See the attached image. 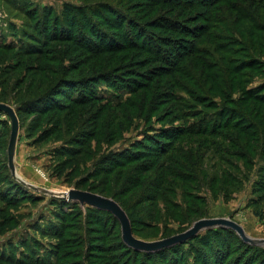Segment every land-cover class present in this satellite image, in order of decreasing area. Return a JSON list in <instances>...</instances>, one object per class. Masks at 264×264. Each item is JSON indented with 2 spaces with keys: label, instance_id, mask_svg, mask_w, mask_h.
<instances>
[{
  "label": "trees",
  "instance_id": "obj_1",
  "mask_svg": "<svg viewBox=\"0 0 264 264\" xmlns=\"http://www.w3.org/2000/svg\"><path fill=\"white\" fill-rule=\"evenodd\" d=\"M22 3L19 10L30 6L28 0ZM25 13L36 20L33 29L39 36L21 30L17 45L0 44L2 56L17 52L2 77L0 102L18 106L22 129L32 119L27 134L33 145L63 142L52 154L53 174L79 190L114 198L134 233V218L141 212H135L136 197L129 195L145 193L147 183L154 184L152 196L137 205L149 202L157 212L163 193L176 195L178 189L189 208L191 201L201 199L192 193L205 187L215 196L231 197L264 162V86L250 87L253 73L264 68L258 67L264 58V0H98L68 5L61 13L37 6ZM64 44L78 47L73 53L80 62L62 60ZM98 84L111 90V99L98 94ZM60 97L63 103L57 102ZM2 117L0 113V140L8 144L9 122ZM153 119L182 126L146 136L144 149L134 144L135 149L111 160L113 165L84 176L82 163L91 156L93 141L98 146L101 140L116 143L135 121L150 125ZM127 167L138 171L136 178L121 171ZM259 169L264 173V166ZM116 171L118 187L99 180ZM6 179H11L9 168L1 166L0 182ZM11 183L20 189L13 194L15 204L35 199L20 196L21 190L32 191ZM121 186L128 192L124 197ZM14 203L0 209L1 236L19 226L11 214ZM70 205L72 212H59L48 229L38 228L54 241L47 255L38 254L40 244L30 237L0 248V264H248L251 259L264 264L263 248L225 228L156 253L140 252L124 242L113 214L88 207L90 230L80 204ZM105 219L113 223L111 228ZM224 236H233L243 247L239 256H233L232 237Z\"/></svg>",
  "mask_w": 264,
  "mask_h": 264
},
{
  "label": "rangeland",
  "instance_id": "obj_2",
  "mask_svg": "<svg viewBox=\"0 0 264 264\" xmlns=\"http://www.w3.org/2000/svg\"><path fill=\"white\" fill-rule=\"evenodd\" d=\"M13 1H0V44L4 43L17 45L19 43V37H17V33L19 32L20 35L21 30L34 34L35 36H39L33 29V26L36 25V20H32V17H28V13H25L27 9L33 11V6H37L39 8H51L56 12L61 13L64 7L68 5L79 6L83 2L85 3V5H90L98 0H28L30 6L27 5L26 10H19L20 8H22V0H16L14 2ZM66 14L70 16L71 13ZM193 27L195 28V26H192V28ZM77 50L78 47L70 49L69 44L62 45V50L60 53V55L62 56V60L67 61V63H75L77 62V60L80 62L81 58L78 59V55L73 53ZM16 53L10 51L4 56L0 55V97L4 93L3 89L1 88V83L3 80L2 77L4 76L6 68L11 66V64L16 61ZM262 61V64L258 65V67L260 68L264 66V58ZM10 74L11 73L9 70V75ZM9 75L7 74L5 77H8ZM16 79L17 77L15 76L13 80ZM252 79L253 80L250 85L252 89L262 88V86H264V68L260 69L259 73L254 72ZM94 89L97 90L98 94H101V96H104L107 99H111L114 95L110 92L111 90L108 89L109 91H107V89L101 86V84H98ZM12 95L13 93L11 94V96ZM126 97L127 95H123L122 99ZM122 99H120L119 101H121ZM58 101L59 103H63L64 98L60 97L57 99V102ZM0 104L11 106L12 108H14L17 114L18 106L14 104V102H0ZM40 106L42 107L43 105ZM1 119L3 121L9 122L8 128L10 130L8 138L6 139L8 140V144H5L3 140H0V167L7 166L9 168L8 147L11 135V120L10 117L5 113H3V117ZM31 120L32 119L30 118L27 123V127H24L23 129L21 128L20 124L19 138L17 141L15 155V166L17 174L25 181L38 187L50 190L52 192L67 193L71 189L79 190L75 185L66 184L64 180L57 179L56 175L53 174V167L56 164L54 163L52 154L56 150L63 148V142H51L45 145H33L34 139H29L27 134V128L28 125L31 124ZM158 120L159 119H153L150 125H148L144 120L135 121V124L131 127V129L123 133V139L113 144H110L109 142H107V140H101L98 141V143H100L99 147L97 141H93L91 148L92 154L90 157H85V160L82 163V169L85 168L83 170L84 176H87L88 174H94L95 172H97V170L106 168L110 164L113 165L114 162H111V160H113L114 158H120V155L124 154L126 150L134 147L144 149L145 147L143 143H148L147 140L150 137H153L164 130H170L174 127L180 128L182 126V123H175L173 126H171L170 123L160 124L158 123ZM190 122L192 123L193 121ZM138 123L141 124L137 128L136 125ZM261 166H264L263 161L258 162L256 169H254V174L249 181H245V178L242 175L244 178L242 181L243 184L231 197H225L224 193L219 196H215L210 191H208L206 187L204 188L205 190L200 193L193 192V196L198 195L201 199L199 201H191L192 205L190 204L189 208L187 205L188 200L185 198L183 191H180L178 189L176 191V195H167V193H163L166 196L160 199L157 212H154L148 207L150 205L149 202L137 205L138 202H142L143 200H146L148 197L152 196L151 192H153L154 190V184L152 182L147 183L145 185V188L143 189L144 192L146 191L145 193L137 194V192L135 191L133 194L129 195V197L131 196L132 199L133 197H136L133 200V206L134 208H136L135 212H141L139 217L134 218V236L140 240L147 242L160 241L186 232L193 226L195 222L202 219L230 218L242 225L250 236L254 238L264 239V190H261V186L264 187V173H262L263 169H259ZM239 167L241 169V172L245 170L244 163L241 162ZM224 169H227V165H224ZM9 171L11 179H6L5 182H0V209L6 208L8 207V205L14 203L15 196L13 194L20 190H15L13 185H11V182L16 180L13 178L10 168ZM121 171H128L133 179L136 178L138 174V171L133 172L131 170V167H127L125 170ZM117 172L118 171H116L112 176L101 177L99 180L105 185L110 184V187L116 188L118 187V176L116 175ZM90 181L92 183L93 179H91ZM131 186H135V184ZM119 191L122 192L123 197L128 193L126 192L125 186H121ZM8 193H10V197L6 200L3 194L8 195ZM94 194L101 195L99 193ZM20 196H33L35 199L32 201L25 199L23 201L21 200L20 202H17L16 204L14 203L15 205H13V208L11 209V214L15 216V218L19 222V226L12 233H8L5 236L0 235V248L7 250L9 244L16 246L22 240L28 239L30 237H35L40 244L38 254H40V256L47 255L49 247L52 244L51 242L54 241L49 237L41 236L38 233L39 230L48 229V222H52V220H55V214L59 212H72V205L70 204L75 201H68L35 191L26 193L25 190L20 191ZM137 196H141V199H139L140 197L138 198ZM104 197L115 200L112 197ZM7 201L9 203H7ZM87 208L88 207L82 208L84 211L83 215L89 222L87 224V226L89 227L88 229L91 230L94 229V226L93 223H90ZM189 211L196 212L197 214H199V216L196 218H191ZM140 217L144 219H141ZM103 222L109 228H111V225H113V223L111 221L109 222L108 219H105ZM217 229L221 228L210 230ZM207 231L209 230L202 232L200 235H204ZM224 238H230L232 240V242H230L232 244V251H237L233 256H239L241 250H244L239 242L235 240L233 236H224ZM242 252V255L246 252L249 253L248 251ZM191 259L195 260L193 256L191 257ZM253 261L254 259H251L248 264H254Z\"/></svg>",
  "mask_w": 264,
  "mask_h": 264
},
{
  "label": "water",
  "instance_id": "obj_3",
  "mask_svg": "<svg viewBox=\"0 0 264 264\" xmlns=\"http://www.w3.org/2000/svg\"><path fill=\"white\" fill-rule=\"evenodd\" d=\"M0 113H5L10 117L11 120V135L8 147V165L13 178L22 186L28 188L31 191L65 199L68 201H75L78 202L82 208L92 207L110 212L120 221L122 238L129 247L144 253H156L161 250L185 243L197 237L206 230L225 228L236 232L245 243L254 247L264 248V239L254 238L250 236L242 225L230 218L202 219L195 222L193 226L186 232L160 241L147 242L136 238L133 234L132 224L128 214L115 200L106 198L98 194H94L92 192L77 189H71L67 193L52 192L45 188L33 185L20 177L17 174L15 166L16 146L19 138L20 122L16 111L9 105L0 104Z\"/></svg>",
  "mask_w": 264,
  "mask_h": 264
}]
</instances>
